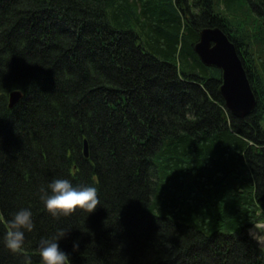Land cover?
I'll use <instances>...</instances> for the list:
<instances>
[{"label":"trees","instance_id":"1","mask_svg":"<svg viewBox=\"0 0 264 264\" xmlns=\"http://www.w3.org/2000/svg\"><path fill=\"white\" fill-rule=\"evenodd\" d=\"M211 26L255 89L244 117L195 51ZM55 177L100 204L53 216L39 190ZM21 207L35 227L13 252ZM262 221L264 0H0V264H41L59 227L71 264H264Z\"/></svg>","mask_w":264,"mask_h":264},{"label":"clouds","instance_id":"2","mask_svg":"<svg viewBox=\"0 0 264 264\" xmlns=\"http://www.w3.org/2000/svg\"><path fill=\"white\" fill-rule=\"evenodd\" d=\"M40 199L53 216H67L77 209L94 211L100 204L99 189L94 184L75 186L66 177H55L46 186L40 187ZM9 227L4 234L5 246L13 252L24 251L26 231L35 227L33 212L30 207H21L12 213ZM70 228L59 227L58 235L42 236L38 251L41 264H71L69 254L61 249L60 239ZM250 234L264 249V230L250 229ZM74 247L78 244L74 243ZM24 264H31V256L25 255Z\"/></svg>","mask_w":264,"mask_h":264},{"label":"water","instance_id":"3","mask_svg":"<svg viewBox=\"0 0 264 264\" xmlns=\"http://www.w3.org/2000/svg\"><path fill=\"white\" fill-rule=\"evenodd\" d=\"M195 51L206 65L216 66L221 70L222 84L219 89L230 112L241 117L250 114L258 101L256 92L237 45L226 31L218 26L200 29ZM9 98L10 104L14 105L21 98V92L13 91Z\"/></svg>","mask_w":264,"mask_h":264},{"label":"rangeland","instance_id":"4","mask_svg":"<svg viewBox=\"0 0 264 264\" xmlns=\"http://www.w3.org/2000/svg\"><path fill=\"white\" fill-rule=\"evenodd\" d=\"M256 227L258 230H264V221L255 223L252 229H255Z\"/></svg>","mask_w":264,"mask_h":264}]
</instances>
